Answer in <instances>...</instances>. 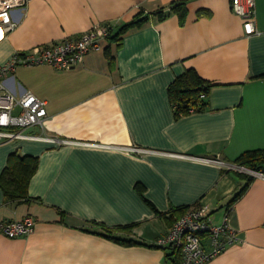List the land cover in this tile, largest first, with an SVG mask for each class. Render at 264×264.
Here are the masks:
<instances>
[{"label":"crops","instance_id":"1","mask_svg":"<svg viewBox=\"0 0 264 264\" xmlns=\"http://www.w3.org/2000/svg\"><path fill=\"white\" fill-rule=\"evenodd\" d=\"M174 1L30 0L12 11L14 29L0 26L3 65L34 46L106 24L114 35L140 13L151 15L104 39L73 69L20 65L4 77L15 94L46 101L43 126L28 132L55 141H0V179L13 152L36 158L25 198L9 199L0 183V223L35 219L27 235L0 231V264H170L157 240L181 208L198 205L208 206L214 224L227 215L239 238L207 264H264V178L125 150L234 162L264 149V0H255L251 34L231 0H184L182 11L169 12ZM159 11L168 13L158 19ZM190 68L212 83L207 106L177 116L168 87Z\"/></svg>","mask_w":264,"mask_h":264},{"label":"built area","instance_id":"2","mask_svg":"<svg viewBox=\"0 0 264 264\" xmlns=\"http://www.w3.org/2000/svg\"><path fill=\"white\" fill-rule=\"evenodd\" d=\"M30 0H0V26L10 31L16 22L12 20V11L25 7ZM232 10L244 21L247 34L257 31L255 0H231ZM113 26L106 24L86 30L77 38H65L50 45H38L28 52L15 53L10 60L0 65V141H17L22 139L55 141L51 137L28 132L36 125L43 126L47 117L46 101L26 91L17 95L5 84L4 77L12 74L20 65H50L57 70H70L76 67L90 51L101 48L104 39L112 35ZM61 142H70L61 140ZM91 145L104 146L96 143ZM133 154L162 153L172 157L191 158L208 164H214L226 170L247 173L252 177L264 178V172L247 168L235 162H227L218 156H192L182 153L157 151L137 146L127 147ZM35 219L28 215L21 220L0 223V231L11 238L27 235L34 229ZM203 237L208 240L206 246ZM239 242L234 229L225 215L220 224H214L209 218L207 205H198L187 209L174 218L169 231L161 235L157 244L177 251L181 264H207L228 246Z\"/></svg>","mask_w":264,"mask_h":264},{"label":"trees","instance_id":"3","mask_svg":"<svg viewBox=\"0 0 264 264\" xmlns=\"http://www.w3.org/2000/svg\"><path fill=\"white\" fill-rule=\"evenodd\" d=\"M184 6V0L174 1L170 5L169 12H180ZM167 12L159 11L157 18L161 19L166 16ZM151 15H138L136 19L123 25L111 38L116 39L120 37L122 33L128 29L142 25L147 22ZM111 36V35H110ZM212 86V83L203 79L193 68L185 70L182 74L178 75L169 85L168 94L172 101L174 112L177 116L182 114L190 113L193 111L203 110L207 106L206 96ZM235 163L243 165L247 168L263 171L264 172V149H257L246 151L242 153L236 160ZM36 168V158L27 155H21L18 153H12L10 155L9 163L3 171L0 183L4 188L6 196L9 199H21L26 197V188L30 177L34 173ZM237 174L252 179V176L235 171ZM245 187L241 188L234 194L232 201L236 199L244 190ZM146 199V198H145ZM147 201V200H146ZM149 202V201H148ZM186 211V208H181L180 213L175 217L181 215ZM173 216V215H172ZM171 217V216H170ZM172 222L174 221V218ZM129 228V227H127ZM107 236L112 237L113 229L105 228ZM117 241H121L119 238H115ZM123 242L130 244L133 240H123ZM169 249L167 258L170 260V264H180V254Z\"/></svg>","mask_w":264,"mask_h":264}]
</instances>
